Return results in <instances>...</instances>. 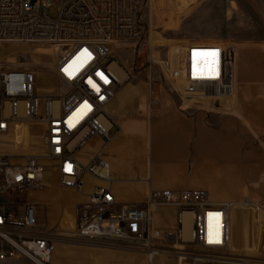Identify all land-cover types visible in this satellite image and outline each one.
<instances>
[{"label": "built area", "instance_id": "2783aa9c", "mask_svg": "<svg viewBox=\"0 0 264 264\" xmlns=\"http://www.w3.org/2000/svg\"><path fill=\"white\" fill-rule=\"evenodd\" d=\"M55 3L58 13L51 19L50 3L0 0V44H47L59 51L53 66L58 88L52 95L36 94L34 72L0 67V137L13 138V152L0 153V264H51L55 241L45 233L39 205L28 197L45 188L49 171L56 172L60 189L85 197L73 207L67 236L74 240L127 244L143 251L148 264L165 254L187 257L189 264H264V249L249 255L232 250V212L256 207L257 200L218 205L204 190H148L141 203H118L102 151L88 163L76 156L94 138L108 144L116 127L107 107L132 73L112 58L115 49L145 48L148 71L157 66L176 85L182 107L189 108L198 99L233 98L238 44L188 39L176 47L171 66L169 55H154L164 46L141 24L144 0ZM22 123L39 129L40 149L30 151L29 137L28 144H15L16 126ZM85 177L97 182L87 195ZM161 211L173 213L172 226L155 227L154 216ZM183 214L191 220L188 240L183 239ZM189 246L198 253L186 251Z\"/></svg>", "mask_w": 264, "mask_h": 264}, {"label": "crops", "instance_id": "0c3cea01", "mask_svg": "<svg viewBox=\"0 0 264 264\" xmlns=\"http://www.w3.org/2000/svg\"><path fill=\"white\" fill-rule=\"evenodd\" d=\"M234 76L233 98L219 99L210 107L181 108L157 90L156 84L152 94L149 88L148 97L138 84L118 89L107 107L118 129L111 132L108 144L95 139L94 152L90 150L83 160L79 151L77 159L88 163L102 151L118 203H141L148 190H204L218 205L240 204L245 198L264 199V42L238 44ZM150 97L153 106L149 105ZM136 99L144 104L142 111L147 109V127L142 117L123 115L129 101ZM84 182L87 195L97 182L90 177ZM76 195L79 200L72 205L71 225L74 204L85 200ZM253 223L251 215L243 220L233 210L232 250L245 255L258 253ZM154 225L172 226L173 213L158 212ZM51 264L148 262L142 252L128 250L120 243L73 240L55 242Z\"/></svg>", "mask_w": 264, "mask_h": 264}, {"label": "rangeland", "instance_id": "374dc122", "mask_svg": "<svg viewBox=\"0 0 264 264\" xmlns=\"http://www.w3.org/2000/svg\"><path fill=\"white\" fill-rule=\"evenodd\" d=\"M55 1L39 0L41 4L50 3L46 13L51 19H55L58 13ZM175 2L171 5L169 0H144L140 16L141 24L145 28H150L155 38L159 40L158 44L164 46L159 49L161 52L154 54L159 58L167 55L176 58V47L191 38L230 40L237 44L264 42V0H176ZM58 52L56 48L47 44H0V67L23 68L34 72L36 94L38 96L52 95L58 88L53 75V66ZM112 58L132 73V78L122 88L138 84L142 93L148 97L149 88L152 84H156L157 90L165 93L170 100L182 108L181 100L177 92L173 90V88L176 89V85L167 81L157 66H153L151 71H148V54L145 48L133 51L129 47H120L115 49ZM197 101L194 103L197 107L199 105L210 107L212 104L213 106L218 104V100L213 98ZM141 105L144 106L137 99L129 101L123 110V115L142 117L147 127V109L142 111L143 106ZM114 129L117 130L118 127ZM38 133L39 129L33 124H29L28 127L24 123L18 124L15 144L18 145L20 141L28 144L29 137L30 151L40 149L41 141ZM95 139L90 140L80 150L81 159L89 157L90 150L94 152ZM12 144L11 135L0 137V153H12ZM28 197L41 209L46 234L51 235L55 242L67 243L74 240L67 234L72 228V205L79 199L76 194L58 187V177L55 171H49L45 175L44 189L31 193ZM257 202L260 203L256 207L241 211L235 209V211L243 220L247 215L253 217V224L257 231L255 245L259 253L264 249V199L257 198ZM121 245L128 250L139 251L127 244ZM164 248L176 247L165 245ZM186 251L198 253L197 248L193 246H189ZM140 252L143 253V251ZM153 264H189V259L184 256L165 254L157 256Z\"/></svg>", "mask_w": 264, "mask_h": 264}, {"label": "bare ground", "instance_id": "6f19581e", "mask_svg": "<svg viewBox=\"0 0 264 264\" xmlns=\"http://www.w3.org/2000/svg\"><path fill=\"white\" fill-rule=\"evenodd\" d=\"M175 58H171V66L175 65ZM117 75L118 77L122 80L124 79V74L122 71L117 70ZM21 109V106L18 105V109ZM182 221H183V239L188 240L190 238V224H191V220H190V215L189 214H183L182 215Z\"/></svg>", "mask_w": 264, "mask_h": 264}]
</instances>
